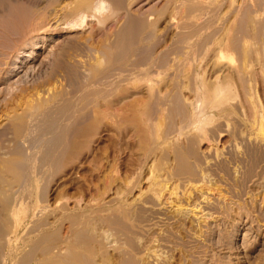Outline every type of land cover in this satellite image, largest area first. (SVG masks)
Instances as JSON below:
<instances>
[{"label":"rangeland","instance_id":"374dc122","mask_svg":"<svg viewBox=\"0 0 264 264\" xmlns=\"http://www.w3.org/2000/svg\"><path fill=\"white\" fill-rule=\"evenodd\" d=\"M62 1L60 0H0V147H1L0 152L1 153L11 149V147H13L16 144V142L18 141L23 142L25 139V137L23 136L16 137L15 135L16 116H21L22 120H24L22 121V125L24 124L23 127L28 126L29 124H33L31 123L33 121H30L33 120V117L31 119L30 111L33 112L34 109H36L38 106L41 107V108L38 107L39 108L38 110H42L43 107L46 108L45 106H47L50 102H52V100H49L51 97L53 98L54 96L55 97L58 96V99H60L62 96V98L65 99L66 97V99L69 98L68 100H70L69 103L70 105L65 111L67 113V116L69 115L71 116V117L69 116V119L65 120L63 123L66 122L70 126L72 124L71 129H73L75 125L79 124L75 120H78L79 118L78 116L80 112L83 109L84 110L86 109L88 103L91 101L90 98L93 99V97L94 98L96 97L94 93L95 91L89 88V86L87 89H85L86 91L83 88L82 89L79 88L80 86L82 87V85L84 86L86 84V81L89 79L88 77L91 76V73L87 74L88 70L85 72L83 70L86 67L90 68L91 63L94 61L92 58L96 59L95 57L96 54L91 48L100 47L101 43L107 44L110 43V41H113L115 39L116 32L122 26V19L119 18L117 21L114 22H112L113 20H108L105 24V27L104 26L99 27V25H97L94 18L88 17L86 23L83 26L67 28L66 21H68V19H71L72 16H69L70 10L72 11L74 10V7L76 6L75 1L77 0H66V1L62 0ZM143 1L146 2L147 0H141L139 3L138 2L134 3L131 6L132 7L131 9L135 10V12L136 9L138 11L140 9V7L137 8L138 5L142 4L141 2ZM165 1L166 0H154V1L152 0L150 4H147V6L154 5L153 3H155L156 5L158 4V6H160ZM228 1L229 0H224L222 2L219 1L218 3L220 4V6L215 2L206 3L205 4L206 6H204L205 8L203 7L204 9H200L202 11L196 10L193 11L192 13L190 12L191 16L189 15L188 19L185 17L184 12H181L185 8V6L182 5L179 6V10L177 12L178 16L177 15L176 16L177 18L179 16L181 17H179L178 19L175 18V21H177L178 24L181 25L182 21L185 22L191 20L190 27L193 26V28L191 27L192 30L194 29V26L196 27V25H197L196 29H198L199 27L198 30H201L200 33L196 32V34L198 35H196L195 38H194L195 31L198 30L194 29L195 31L193 30L194 31L193 34H191L190 32V36L193 35V37L191 38L193 40L195 39L196 41H194L195 44L192 43L193 46L191 45V47L193 48L191 47L186 48L188 52L190 50L189 53L188 52L186 53L185 51L186 50L184 43L185 41L183 42L182 39L180 41L179 37H176V36H180V38L183 37L184 33H186V28L185 29L183 28L182 31H181L182 28L179 27L167 31L165 29V25L164 24L161 25V29H163L162 27H164V30L167 31L166 32L162 30L163 34L166 35L162 37V40L165 39L164 41H162V44L164 45L163 47L165 49L168 48V51L167 50L166 51L168 52L169 56L170 53L171 55H173V51L175 53L177 52L183 53V51H185L184 54L180 53V56L179 54H176L177 57L174 56L175 54L173 56H170L175 60L171 58L172 60L170 59V63L171 61L172 63L168 65L165 69L164 73L166 74H167V69L168 72L171 71L170 73H168V78H164V80L167 79V81H165L166 83L168 81H171L169 79L174 78L173 75L176 77L175 80L178 79L177 81L180 82V80L183 77L181 76L183 72L184 73L186 72L185 75H188L187 74L188 71H186V69L188 70V68L192 66L191 63H194L195 66H197L198 63H202V64L203 62L207 63V66L209 65L208 66L209 69L207 66L206 69H208V71L211 69L209 71L211 75L212 68H210V65L212 64V61L209 58V54L212 51L211 47L214 48V44L212 41L215 40V39L213 40L215 35L219 36L220 34L222 35V33L224 34L225 32L223 31V29L221 32H219L222 28V27L220 28L219 25L221 24V26H223V24L225 23L223 21L229 19L231 15H238L239 13H241V11L239 10L241 4H239V2L243 4V2L249 3V1H253V0H248V1L231 0L230 2ZM60 2H62L61 3L62 6L61 4H59V6L57 4ZM145 2H143V4ZM224 2H226V4ZM227 2L228 3L233 2L235 4L232 3L229 4V6H226L228 4ZM256 2L258 4H261L259 3L260 1L258 2L256 0ZM215 4H217L219 7H221L224 10H220L221 8H218V6ZM236 4L240 6L237 7ZM263 4L264 3L262 1V5H258L259 7L257 6L258 9L260 8V6L262 9ZM210 6H211L210 9L211 12L209 9H207L210 8ZM230 6L231 8H229ZM232 6L235 7L234 10ZM227 7L229 8V10H231V11L228 10L229 13L226 10L228 16L229 14H231L232 11L236 12V14L235 13L233 14L232 12L229 18H227L225 13V8L227 9ZM212 8L214 11L212 10ZM261 9H259V13L263 14L264 10ZM219 10L220 12L224 11V14L223 12H221V14L224 15V17H221ZM260 10L262 12H260ZM183 11H185V9ZM199 12H201L200 14H202V12L207 13L205 14V16H208L209 14V16L207 17L208 19L210 16L212 17V14L213 15L215 14L216 16L215 15L213 16L215 18V21L218 19L217 17H219L220 20L222 19L224 20H222L221 22L218 19L216 21V22L219 21L218 23L214 21L215 25L212 22L211 26L207 28L208 26L206 23L207 18L204 17V14L203 16L196 17L199 14ZM217 13L219 14V16ZM192 15L197 19L203 18V19H199L201 23H203V20H205L204 21L205 24L203 23L204 24L203 26H205L204 28L207 30L208 33L212 34L214 33V31L217 30L214 34H212L214 35V37L211 36V38L213 37L212 40H210L211 38H207L208 33L206 32V30H204V28L201 29L202 24L200 25L199 24L200 22L194 17H192ZM239 15L237 17H239ZM260 16H262L261 18H263L264 15H260ZM214 18H212V21ZM232 18H234V16H232ZM209 20H211V18ZM109 21L112 22V25ZM193 21L195 23H193ZM196 22L199 23L197 24ZM48 23L50 24V26L48 25ZM56 23L57 26H55ZM216 24L218 25V27L216 26ZM108 26L110 29L108 28ZM215 27L219 28L220 30L216 29ZM188 29L187 31L190 30ZM102 30L104 31L105 35H103ZM106 30L109 31L107 32V34L108 35L110 34V36L112 35L111 36L112 38L110 36H109L110 38L108 37V35L106 34ZM110 32H112V34ZM179 32L180 34H178ZM202 33L204 37H202L201 35ZM250 34L251 33H249V35ZM197 36L200 37L198 38ZM105 37H107V41H108L107 43L105 41L106 39ZM191 38L190 40H192ZM206 38L209 41H211L212 45L211 43L209 44L206 43L208 42L206 41L207 40ZM249 38L251 39L246 41V44L250 42L248 44L249 48H252V50L254 48L256 50L259 49L261 50V48L263 47L262 48L263 53H261L262 51L260 50L259 52L262 56H264V45H262L263 42L261 41L259 42V39H252V35H250ZM204 39L206 40L203 41ZM174 40H179V42ZM255 40H257L258 42L255 43L256 42ZM200 41L203 42L201 43ZM251 41L255 44L251 43ZM174 42L177 43L176 44L177 47H180V49L184 48V50L181 49L182 50L181 51L175 49L177 48L175 44H174L175 48L173 46L172 49L171 45H173ZM197 43H199L200 46ZM203 43L208 49L203 47L204 46ZM180 44H182L183 47H181ZM196 45L200 47L201 52L202 50H204L203 54L198 53L199 47ZM201 45L203 46L201 47ZM209 45L211 50H209L210 49ZM169 47L172 49V51L169 49ZM225 47L223 48V50L225 51L222 50V53L220 52V54L221 56H223L222 54H225L224 52H227L228 49L227 52L228 54L226 53L227 56L224 55L222 58H220L221 56L219 55V56H215L213 59L218 58V60L222 65L226 64V69L224 71L228 72V70L230 69V68L228 69V67H235L238 64L237 63L238 60H236V63H234L235 62L234 59H237L238 55L233 50L231 49L229 50L228 46L226 47L227 49ZM191 49L193 50V52ZM31 51H33V54L31 53ZM190 53H192V56L193 54H195L194 55L195 60L194 58L192 59ZM204 53L205 55H208L207 57L209 59L204 55ZM187 54H189L191 57ZM197 54L200 55V57L196 56ZM28 55H32V56L29 57ZM183 55L185 56L183 57ZM231 56H233V59ZM178 57H181V60L180 58L178 59ZM205 57L207 58V61L210 60L211 63L207 62L206 60L204 61L203 59H206ZM189 58L192 59V62L190 61ZM80 59H82V65L80 64L81 63ZM87 59L88 61H86ZM167 59H169V57ZM176 60H180L181 63L177 62V64H175ZM78 61L79 63H77ZM186 62H188L187 64L190 65L188 68L186 67L188 66ZM229 62L230 64H228ZM79 64L81 67L83 66L80 69L78 68L80 67ZM181 64L184 66L186 65L185 67H183L185 68L184 69L185 71H182L183 68L180 67ZM64 65L66 67L72 65L76 67L77 65L76 69L78 70L77 72L78 86L80 85L78 88L81 90H79L77 87H72L70 84L71 83L70 80L66 79L63 70L65 68ZM176 65H177V69L180 70H176ZM173 66L174 69L172 72L171 68H173ZM258 67L259 65L255 66L256 68L255 72L259 70ZM260 69L261 70L256 72V74L259 72L263 73L264 69H262L261 67ZM190 70L192 71V68ZM177 71H181V72H177ZM191 71L190 73L188 72L190 75L193 74V73L191 74ZM208 71L206 70V74L208 73ZM262 73L258 74L259 77L261 75L260 78L263 77L262 78L263 80L262 79L260 80L259 77L257 78V81L259 82H257L254 77H251L252 78L251 79L252 82L250 81L251 85L252 87L254 86L253 90L255 89L254 91L257 92L253 91L254 95L249 96V98H247L248 97L247 95L246 98L248 100L251 99L249 100L250 102L244 98L245 90L243 91L244 92L243 95L242 90L244 88L242 86V83L240 84V78L233 75L232 83L234 84V87L232 88L230 95H226L224 98H222V101L220 99V102L223 103V105L220 103L218 104L216 101V103L213 104V106L214 105L217 106L216 108L208 107L207 110L211 116H209V119L202 125V130L197 131L198 129L196 128L194 129L192 128L193 129L192 130L191 127H188L189 129L187 128L186 131L185 130L186 127H185L184 132L178 136V143L180 145L182 144L181 145L182 149L186 151L185 153L186 156L188 157L187 158L188 165L185 163L187 160H185V162L183 163H180L181 161L180 160L178 161V159L174 161L173 159L175 158L174 156H172L173 154H167L172 156L173 157L172 158L170 156H167L166 154L160 153V151L158 150L156 151L158 154L155 152V155L153 154L152 151L150 152V154L148 153L150 157L148 159L149 161L147 162V159L144 158L145 154H143L146 151L140 154L141 151L145 149L144 143L138 142L139 137H137L134 134V132L131 131V129L128 130L129 133L127 137L121 138L115 130L110 128V126L108 127L104 126L98 130V134L96 135L97 137L95 136L93 141L90 143V148L88 153H87V148L83 149L82 153L79 155L78 158L69 159L70 161L68 160L69 162L67 161L68 163H66V165H64V167L59 169L54 175L52 176L49 175L50 173L49 171H47L48 169L47 164L44 167L40 165L38 166V168H35L34 170L35 172L33 173L34 175L33 176L31 175L27 178L28 180L26 186L32 192L31 199H28L29 197L27 194L25 195L26 196L25 198L27 199V201H29L28 205L32 204L35 201L36 193H39V191L42 190L44 183L46 184L45 181H48L47 183H48L49 203H53L55 201L54 199H56L57 191L58 193L63 191L61 190L63 189V187L68 189L67 195L70 196L67 199L69 200L68 201L69 203H72V201H76L78 199L77 197L79 198L80 196L81 198L84 197L82 200L81 198L80 200L78 199V201L80 202V204H82V206L93 204L95 202L94 200H92L93 198L95 200L98 199V201L100 199L101 201L103 199H108V197H110V195L113 194L112 193L113 190L116 191L119 189L118 191H122L120 192L121 194L119 193L118 198L116 197L115 200L111 202L113 204L110 205L112 207L114 206L117 207V205H119L118 207L122 206L124 207L125 211L127 210L126 212L122 213L121 211L119 212L99 211L95 213L91 212L89 214V217L91 216L92 219L96 217L95 215L99 213L100 216L98 215L95 219H92L94 222L95 220L99 222V223L95 222V225L97 224L96 226L100 228V229L98 227H97L98 229L96 228L97 229L96 233L99 232V230L101 232L104 230L103 235L104 236L106 235L105 237L102 236L101 235L102 233L100 232L97 234L101 235L102 238L101 237L100 238L102 240L101 239L100 240L103 242H105L106 239L108 238L106 241L107 243H105V245L101 243L103 244V246L101 245L98 254H96L95 256L96 264L97 263L102 264L103 262H104L103 264H124V263L125 264H147V263L148 264L150 263L151 264H264V129L261 128V126L264 127L263 125L264 124V96H263L264 76ZM176 74L180 77H177ZM256 74L255 76L257 77L258 75ZM165 75L163 76L165 77ZM185 75L182 79V80L185 79L183 82L185 83L187 79L186 83L187 82L189 83L190 81L191 84L190 83L189 84L191 85V87H193L195 81H193L192 83L191 79L186 78ZM190 75H188V77H192V80H194L193 78L194 75L193 76ZM232 79H230V81ZM79 82L82 84H80ZM87 82L89 83V80ZM185 90L187 91V89ZM73 96H75V98ZM256 96L258 98H256ZM77 98L79 100H77ZM98 99L100 100L99 97ZM241 99L247 102L242 101ZM45 101L46 104L44 103ZM38 103L39 105L37 106ZM82 104H84L83 108H82ZM217 104L220 105V107ZM254 104L256 106H253ZM257 106L258 107L260 106L261 108L260 107L258 108ZM254 107L258 111H260L259 109H261V111L256 112L255 109H253ZM74 108L76 109V111L74 110ZM162 113L163 114L165 113L166 116L164 114L165 116L164 117ZM162 113L161 115H159L158 117L159 119L157 118V120H160V117L161 119L163 117V120L158 121L159 122L158 124L161 127L157 126V122H155L156 125L155 124L153 125L154 128L157 126L156 130L152 128V132L154 134L158 132H159L158 134L165 133L167 129H168L167 131L169 132V128L170 131L173 132L176 129V127L181 126V123L182 125L187 123L182 118L183 117L182 112L181 113H177L175 111L170 112V110L167 111L165 109ZM260 115L263 116L261 117ZM73 120L75 123L73 122ZM248 121L250 122V124ZM79 122H81L80 118H79ZM203 126L205 129L203 128ZM256 128H258V130ZM161 130L164 132H161ZM194 130L196 131L194 132ZM188 131L189 132L193 131V132L189 134ZM186 132L188 134H184ZM48 135L46 137H49ZM119 138L122 139V141H120ZM126 141L128 142L129 146ZM118 142H120V144ZM2 149L5 150L2 151ZM140 155L143 156L141 157ZM138 156H140V158ZM92 157H94L95 159H93ZM138 158L139 159L142 158V160L143 159L144 160L141 161ZM112 159L114 161H112ZM151 160L152 161L154 160L155 162L154 161L152 162ZM136 161H139V163H137ZM179 163L181 164V166ZM103 164H105V166ZM182 164L183 165L185 164L186 167H184ZM155 165L156 168H154ZM71 166L72 168L73 166L76 167L75 169L76 171L74 169L73 170L70 169ZM106 166L108 167V169ZM161 166L163 168H161ZM168 167H170V170L167 171ZM158 168L160 169L158 170ZM114 170H116V172H114ZM154 170L157 171L155 172ZM152 174L154 178L159 177L157 179L161 180L162 183L158 184L160 181L159 182L156 181L157 179L152 181L153 180V177L151 176ZM164 176L167 178H165ZM39 177L42 179L40 180ZM148 178L150 180H148ZM70 181L73 182L72 183L73 185L69 184ZM115 181L117 183H115ZM149 182H151L152 184V186L150 184L151 188L148 185ZM156 183L158 184V186H156L157 185ZM38 185H41L42 187ZM37 188L39 189V191H37L38 190ZM102 190L104 192H102ZM160 191H162V193H160ZM168 191H170L169 195H168ZM92 194L96 198L94 196H92L93 197L92 198L91 197ZM135 195L137 196L135 197ZM100 196L102 198L99 199ZM119 199L122 201L120 202ZM65 200H66L65 198L63 200L61 199V202ZM84 200L85 202H87V204L83 202ZM123 201L125 202L123 203ZM169 201L171 203H169ZM14 204H15L14 199H11L10 201H7L6 203H2V204L0 202V254H2L4 251L5 252L3 254H7L10 247L13 246L15 247V244L19 238L28 237L27 235H23V236L21 235L24 233L27 234L25 226H27L26 222L30 219V217H28L29 219L26 218L25 213L22 212L23 210L22 205L14 206ZM106 213L108 214L106 215ZM109 214L112 216H110ZM18 218H20V220ZM23 218H26V220H24ZM107 218L110 220V222ZM103 220L106 221H104L103 223L101 222ZM67 223L69 225L68 220L63 221V225L65 227L67 226ZM31 224L32 221L31 222L29 221L28 225L30 226ZM7 232L9 233L8 235H6ZM105 232L106 234H104ZM32 234H34L33 237H35L40 233L34 232ZM32 234L30 235L32 236ZM11 235L15 237L13 238ZM7 236L8 237L11 236V242L9 243L8 240L6 239ZM17 243H19V241ZM151 253H153V255ZM104 260L107 261L105 262Z\"/></svg>","mask_w":264,"mask_h":264},{"label":"bare ground","instance_id":"6f19581e","mask_svg":"<svg viewBox=\"0 0 264 264\" xmlns=\"http://www.w3.org/2000/svg\"><path fill=\"white\" fill-rule=\"evenodd\" d=\"M60 1H62V0H60ZM140 1L141 0H77V1H75L76 6L74 7V10L73 11L70 10L69 16H72V17H71V19H68V21H66V27L67 28L83 26L86 23V20L88 17L94 18L97 25H99V27L100 26L105 27V24L108 20H113L112 22H114V21H117L119 18H121L122 19V26L116 32L115 39L113 41H110V43H107L108 42L107 37H105L106 38L105 41L107 44L101 43L100 47L91 48L96 54L95 55L96 59L92 58L94 61L92 62V60H91L92 63H91L90 68L86 67L83 70L84 72L88 70L87 74L91 73V76L89 75L90 77H88L89 83L87 82L88 81L87 80L86 84L84 86L82 85V87H81L79 85L80 86L79 87L78 86V80H77V77H78V74H77L78 70L76 69L77 65H76V67H74L73 65L66 67L64 65L65 66V68L63 69L64 74L66 76V79L70 80V82H71L70 84L72 87H77V88L79 87V88H81V89L83 88L85 90L89 86V88H91V89H93V91H95L94 93H95L96 99L94 97H93V99L90 98L91 101L88 103V106L86 107L85 110L84 109L82 110L80 108L82 111L80 112L78 117L80 118L81 122H79V118H78V120H75L79 124H77V125L74 124L75 125L74 128L71 129L72 124L70 126L66 122L63 123L65 120H68L69 116H70V115L67 116V113L65 111L68 108V106L70 105L69 104L70 100H68L69 98L66 99V97L64 99V98H62V96L60 99H58V96H56V97L54 96L53 98L51 97L49 100H52V102H50L47 106H45L46 108L43 107L42 110H38L39 108H41L38 106L39 103L37 104V106L39 108L38 107L36 108V105H35L36 109H34V111H33L34 113L30 111L31 119L33 117V120H30V118H29L30 121H33V122H31L33 124H29L28 126L23 127L24 124L22 125V121H24V120H22L21 116H16V118H15L16 119L15 135H16V137L23 136V137H25V139L23 142L22 141L16 142V144L13 147H11V149L6 150V151H4L5 149H2V151H4V152L3 153L0 152V202L2 204V203H6L7 201H10L11 199H14V202H15L14 206H17V205L21 206L22 205L23 206L22 212L25 213L26 218L30 217V219L28 218L29 220L26 222L27 226H25L27 234L24 233L21 235V236L27 235L28 237H25V238L24 237L23 238L18 237L19 239L17 240V242L19 241V243L16 242L15 247L14 246L10 247L7 254H3L5 251L2 254H0V264H96L95 256H96V254H98L99 248L101 247V245L103 246V244L105 245V243H107L106 241L108 238L106 237L107 239L105 242L101 241L102 240L101 235L104 236L103 235L104 230L102 232L99 230V232L102 233L101 235L97 234L99 232L96 233V230L99 227L96 226L97 224L95 225V222H97V223H99V222L96 220L94 222L92 219H95L99 215V213L98 214L96 213L97 214V215H95L96 217H94L92 219H91V216L89 217V214L91 212L95 213V212H99V211H108V212L109 211L110 212L121 211L122 213L127 211V210L125 211L124 207H122V206H120L121 207L120 208V207H118L119 205H117V207H115V206L112 207L110 205V204H113L111 202L113 200H115L116 197L118 198L119 193L122 192V191H118L119 189L116 191L113 190V192H112L113 194L110 195V197H108L109 196L108 195L107 196L108 199H103L102 201L100 199V198H102L101 196L99 197L100 200L98 201V199L95 200L92 197V196H94L92 194L91 195V197L93 198L92 200H94L95 202L93 204H90V205L82 206V204H80V202L78 201V199L80 200L81 196H80V198L77 197L78 199L76 201H72V203H69L68 202L69 200L67 199L70 196V195H67L68 189L63 187V189H61L63 191H61L59 193L57 191L56 199H54L55 201L53 200L54 201L53 203H49L48 183H47L48 181H45L46 184L44 183L42 190L39 191L38 188H37L38 190L36 189L37 191H39V193H36L35 201L32 204L28 205L29 201H27V199L25 198L26 197L25 195L27 194L29 197V198L28 197L27 198L31 199L32 198L31 197L32 192L26 186L27 180H28L27 178L31 175L32 176L34 175L33 174L35 172L34 170H35V168H38V166L41 165L44 167L47 164L48 165L47 171H49V173H50V174L49 173L48 174L50 176L54 175L59 169L64 167V165H66V163H68L70 161L69 159L78 158L79 155L82 153L83 149L87 148V153H88L89 148H90V143L93 141L94 137L98 134V130L104 126L105 127L110 126V128L115 130L121 138L127 137L128 133H129L128 130L131 129V131H133L134 134L137 137H139L138 142L144 143L145 149H143V151H141L140 154H142V152L146 151L143 154H145L144 158L147 159V162L149 161L148 159L150 157L148 155V153L150 154V152L152 151L153 154L155 155V152L158 150V151H160V153H163L166 155L167 154H173L172 156H174V158H175V159H173L174 161L176 159H178V161L179 160L181 161L180 163H183V162H185V160H187L188 157L186 156V153H185L186 151H184L182 149V146H181L182 144L180 145L178 143V136L184 132L185 127H186V129H185L186 131H187L188 127H191V129L196 128V129H198L197 131L202 130V125L209 119V116H211L207 110L208 107L209 108L210 107L216 108L217 106H215V105L213 106V104H215L216 101L218 104L220 103L223 105V103L220 102V99L222 101V98H224L226 95H230V92L232 91V88L234 87V84L232 83L233 75L240 78V84L242 83V86L244 88L243 90L242 89L241 90H242L243 95L245 92V95H244L245 97L243 96L245 99L249 98V96L254 95L253 91L255 89L253 90L254 86L252 87V85H251V82H252L251 77H254L257 81V78L259 77L258 74L262 73V72L261 73L259 72L256 74V72L261 70L260 67L262 69H264V56H262L260 54V52H259L260 49L256 50L254 48L255 49V51H254V49L252 50V48H249L248 44L250 42L248 44H246V41L250 40L251 38H249V37H250V35H252V39H259V42L260 41L263 42L262 45H264V16H263V18H261L262 16H260V15H264V13L263 14L259 13V9H261V6L258 9V7H259L258 5H262V1L264 3V0H262V1L257 0L258 2L260 1L259 3H261V4H258L256 2V0L255 1L254 0L249 1V3L243 2V4L239 2V4H241V6L236 4L237 7L240 6L239 10L241 11V13H239L240 15L238 14L239 17H237L238 15H231L233 12L232 11L231 14H229V16L231 15V17L229 18L226 10L228 11L229 8H231V6L229 8L227 7V9L225 8L226 16L229 19L225 18L226 20L223 21V22H225L223 24V26H221V24L219 23L220 24L219 27L220 28L222 27L221 30L219 28H217L218 27L217 24H216L217 27H215L216 29L220 30L219 32H221L222 29H223V31H225L224 32L225 35L222 33V35L220 34L221 36L215 35V37H214V35H212V34H214L217 31V30L214 31V29H213L214 33H212V31H211L212 34L208 33L207 30L204 28L205 26H203L205 24V22H204L205 20H203V23H204L203 24V23H201V21H199V19H203V18L197 19L192 15V17H194L195 19H197L200 22V23L198 22L200 25L202 24L201 29L204 28V30H206V32L209 34V35L207 34V38H211V36H213L214 37V38L212 37L213 40L215 39L214 41H212L214 44V48L211 47L212 53L210 52L211 55L209 54V58L212 61V64L210 65V68H212L211 75L209 73V71L211 69L208 71L209 65L207 66V63H205V62H203V64L198 63V62H196L197 61L196 60L194 62L198 63V65L195 66L194 63H191L192 66L189 67L190 65L187 64L188 62H186V64L188 66H186V65L185 66L187 68L189 67L188 70L186 69V71H188L190 73V71H191L190 69L192 68L191 74L193 73L192 75H190L187 72V74L190 76L194 75L193 76L194 80H192V77H188V75H185L186 72L185 73L183 72V73L186 76V78L191 79L192 83H193V81H195V84L193 87H191L190 81H189L190 84L188 82L186 83L187 79H186L185 83L183 82L185 80V79L182 80L184 77L183 73L181 74V76H183L181 79L182 82H181V80H180V82L177 81L178 79L175 80L176 77L172 73L171 74L173 75L174 78L169 79L172 82L171 81H168L167 83L165 82V81H167V79L164 80V78H168V73L171 72V71L168 72V69H167V74L164 73L166 67L172 63V61L170 63V59L172 58L170 56H173L174 54H175L174 56H176V54H179V56H180L181 52L175 53L173 51V55H171V53H170V56H169V54L167 52L168 48L165 49L163 47L164 45L162 44V41L165 40V39L162 40V37L166 36V35L163 34L162 30H164V27H162L163 29H161V25L164 24L165 29L167 31L174 29V28H178V27L182 28L181 29V31H182L183 28L184 29L186 28V33H184L183 37L180 38V36H176L177 34L175 36L179 37L180 41H181V39L183 40V42L185 41L184 42L185 43V49L190 48L192 43L195 44L194 41H196L195 39L193 40L191 38V37H193V35L190 36V32H191V34H193L195 30L199 29V27H198V29H196L197 25H196V27L194 26L195 30L193 29L194 30L193 31L192 30L193 26H191L192 28L190 27L191 20L185 21V22L182 21L181 25H179L178 22L175 21V18H177V16H178L177 12L179 10V6L180 5L185 6V8H184L185 11H183L184 10L183 9L181 12H184L185 17L188 19V16L189 15L191 16L190 12L192 13L193 11L204 9L205 8L204 6H206L205 5L206 3L215 2V3L219 4L218 3L219 1L222 2L224 0H222V1L221 0H166L160 6H158V4L156 5L155 3H153L154 5H148L147 6V4H150V2H152V0H147L146 1L147 3L145 1H143V2H145L144 4H143V2H141L143 5L139 4L137 8L140 7V9L138 11L136 9V12H135V10L131 9L132 8L131 6L134 3H137V2L139 3ZM230 1L231 0H229L228 2H230ZM62 2L57 3L58 6ZM75 2H73V3H75ZM224 3L226 4V2H224ZM232 3L233 2L228 3L226 6H229V4H232ZM217 4H215V5H217ZM233 4H235V3H233ZM61 6H62V4H61ZM211 6H210V8H207V7L206 8L210 10ZM219 6H220V4H219ZM219 6H218V8H221ZM234 8L235 7H233V10H234ZM262 9L264 10V4H263ZM49 10H51V9H49ZM212 10H213V8H212ZM220 10H224V9L221 8ZM220 10H219V13L221 14V12H223V14H224V11L220 12ZM261 10H260V12H262ZM54 11H55V8H54ZM200 11H202V10H200ZM203 11H205V10H203ZM229 11H231V10H229ZM229 11H228V13H229ZM210 12H211V10H210ZM66 13H68V12H66ZM200 13L201 12H199V14ZM234 13L236 14V12H233V14ZM199 14L197 16L195 14L194 15L196 17H199V16H203V14H204V17H206V18L209 16V14H208V16H205V14H207L205 12L204 13L202 12V14H200V15ZM214 15L212 14V17L211 16L209 17V19L211 18V20H209L207 18L209 20V22L205 18L207 21L206 23L208 25L207 28L211 26L212 22L214 24V21H215V18L213 17ZM218 16H219V14H218ZM232 16H234V18H232ZM63 17H64V15H63ZM179 17H181V16H179ZM221 17H224V15L221 14ZM55 18H56V16H55ZM212 18H214L213 21H212ZM217 18L219 19V17H217ZM61 20H62V18H61ZM179 20H181V19H179ZM222 20H224V19H222ZM222 20H220V21L222 22ZM194 21H193V23H195ZM112 22H110L111 25H112ZM218 22H216V23H218ZM110 23H109V25H110ZM48 25L50 26L49 23H48ZM55 26H57V23ZM106 27H107V25H106ZM108 28H109V26H108ZM108 28H107V30H108ZM187 29L189 31H187ZM107 30H106V34H107V32H109ZM166 30H164V31H166ZM102 32H103V35H105L103 30H102ZM112 32H114V31H112ZM112 32H110V33L112 34ZM196 32L200 33L201 30L195 31L194 38L196 35H198V34H196ZM206 32H203V33H206ZM219 32H218V34H219ZM203 33L201 34L202 37H204ZM249 33H251V34L249 35ZM178 34H180V32ZM181 35H183V34H181ZM109 36H110V34L108 35V37ZM197 37L199 38L200 36H197ZM190 38L192 40H190ZM212 38L210 40H212ZM176 39H178V38H176ZM206 39H204L203 41H205ZM179 40H174V41L179 42ZM191 41H193V42H191ZM206 41H208V42H206L208 44L211 43V41H209L208 39ZM252 41H251V43H253ZM255 41H256L255 43L258 42L257 40H255ZM184 43H183V45H184ZM199 43H197V44H199ZM255 43H253V44H255ZM102 44H103V46H102ZM169 44H171V43H169ZM174 44L176 46L177 43L174 42L173 45H171V48L174 46ZM208 44H207V46H208ZM166 45H168V44H166ZM180 45H181V47H183L182 44H180ZM211 45H212V43H211ZM225 45H226V47L227 46L229 47V50L230 49L233 50L238 55V58L234 59L235 60L234 63H236V60H238V62H237L238 64L235 67H228V69L230 68L228 70V72L224 71L226 69V64L222 65L220 63V61L218 60V58L213 59L215 56H219V55L221 56L220 52L222 53V50L225 47ZM175 46H174V48H175ZM196 46H198V45H196ZM199 46H200V44H199ZM202 46L203 45H201V47ZM203 47L207 48L205 46V44ZM71 48H73V47H71ZM171 48L169 47V49L172 51L173 48L172 49ZM191 48H193V47H191ZM209 48H210V45H209ZM211 48L209 50H211ZM262 48L260 50V51H262L261 53H263ZM175 49L181 50L182 48L180 49V47H177ZM182 50H184V48ZM175 51H177V50H175ZM185 51H186V53L188 52L187 49ZM185 51H183V53H181V54H184ZM223 51H225V50H223ZM189 52H190V50H189ZM192 52H193V50H192ZM203 52H204V50H202V52H201L200 47H199L198 53L203 54ZM227 52H228V49H227ZM227 52H224L225 54H222V55L223 56L226 55ZM31 53L33 54V51H31ZM195 53H197V52H195ZM187 55H189V54H187ZM190 55L192 56V53H190ZM194 55L195 54H193L192 59L194 58ZM204 55H205V53H204ZM28 56L31 57L32 55H28ZM87 56H89V55H87ZM167 56L169 57V59H167L168 58ZM184 56L185 55H183V57ZM189 56H187V57H189ZM196 56L200 57V55H198V54ZM205 56L207 57L208 55H205ZM223 56H221L220 58H222ZM231 57L233 59V56H231ZM179 58L181 60V57H178V59ZM207 58L203 59V60L207 61ZM189 59L192 62V59L191 58H189ZM80 60H81L80 64L82 65V59H80ZM173 60H175V59H173ZM180 60H176L175 64H177V62H180ZM194 60H195V58H194ZM221 60H224V59H221ZM86 61H88V59ZM211 61L208 60L207 62L211 63ZM182 62H184V61H182ZM77 63H79V61ZM222 63H224V62H222ZM80 64H79V66H80ZM228 64H230V62ZM231 64H232V62H231ZM178 65H179V63H178ZM256 65H259V67H258L259 70L255 72V69H256L255 66ZM185 66L182 64L180 65L181 68H183ZM206 66L208 67V69H206ZM82 67L80 66L78 68L80 69ZM171 69L173 72L174 66ZM184 69L185 68H183L182 71H185ZM176 70H180V69H177V65H176ZM206 70L208 71L209 75H208V73L206 74ZM175 71H174V74H175ZM177 72H181V71H177ZM255 74L258 76L256 77ZM262 74L264 76V71ZM163 75H165V77ZM172 75H171V77H172ZM177 77H180V76L177 75ZM260 77H261V75H260ZM262 78H260V80ZM230 79H232V80L230 81ZM257 82H259V81H257ZM80 84H82V83H80ZM165 86H166V88H165ZM48 88H47V90H48ZM81 89H79V90H81ZM185 89H187V91ZM235 90H236V87H235ZM254 92H257V91H254ZM87 93H88V91H87ZM247 95H248V97H247ZM256 95H257V93H256ZM233 96H235V95H233ZM261 96H262V94H261ZM263 96H264V94H263ZM73 97L75 98V96H73ZM98 97L100 98V100L98 99ZM256 98H258V97L256 96ZM77 100H79V99L77 98ZM249 100H251V99H249ZM242 101H245V100H242ZM72 102H73V100H72ZM223 102H224V99H223ZM245 102H247V101H245ZM44 103L46 104V101ZM76 104H78V103H76ZM251 104H253V103H251ZM255 104L253 106L257 105V104L255 105ZM259 104H262V103H259ZM74 105H75V103H74ZM83 105L84 104H82V108H83ZM218 106L220 107V105H218ZM78 107H79V105H78ZM32 108H31V110H32ZM75 108H74V110L76 111ZM165 109L167 111L170 110V112L171 111L172 112L175 111L177 113L182 112V114H183L182 118L187 123H185L184 125H182V123H181V126L178 125L179 127H176V129L173 132L170 131V128H169V132L167 131L168 130L167 129L165 131V133L158 134L159 132L157 129L158 133L154 134L152 132V128L156 130L157 126H159L158 121L163 120V117H162V119L160 117V120H157V118L159 117V115H161V113ZM253 109H255V107ZM259 110L261 111V109H259ZM262 110H263V108H262ZM255 111L257 112L258 110L255 109ZM260 111H258V112H260ZM164 114L162 113L163 116H164ZM255 114H257V113H255ZM258 115H259V113H258ZM165 116H166V114H165ZM70 121H71V119H70ZM73 122H74V120H73ZM155 122H157V126L154 128L153 125L155 124ZM249 124H250V122H249ZM159 127H161V126H159ZM163 127H162V130H163ZM203 128H204V126H203ZM261 128L264 129V127H262V126H261ZM261 128H259V129H261ZM256 129L258 130V128H256ZM162 130H161V132H164ZM195 131L196 130H194V132ZM241 131H242V129H241ZM192 132L190 131L189 134ZM203 133H204V130H203ZM184 134H188V133L186 132ZM184 134H183V136H184ZM47 135L49 137H46ZM125 140H127V139H125ZM136 140H138V139H136ZM120 141H122V139H120ZM118 143L120 144V142H118ZM127 144H128V142H127ZM128 146H129V144H128ZM127 148H129V147H127ZM147 155H148V158H147ZM140 156L142 157L143 155H140ZM140 156H138V157L140 158ZM167 156H170V155H167ZM172 156H170V157H172ZM153 157H155V156H153ZM92 158L95 159L94 157H92ZM172 158H171V160H172ZM139 160L143 161L144 159L142 160V158H141ZM112 161H114V160L112 159ZM117 162H119V161H117ZM117 162H116V164H117ZM136 162L139 163V161H136ZM121 163H122V161H121ZM185 163L188 165V160ZM112 164H113V162H112ZM103 165L105 166V164H103ZM156 165L154 168H156ZM171 165H172V163H171ZM141 166H142V164H141ZM180 166H181V164H180ZM183 166L186 167L185 164ZM191 167H193V166H191ZM161 168H163V167L161 166ZM70 169L75 170L76 167L73 166V168H72V166H71ZM96 169H97V167H96ZM107 169H108V167H107ZM159 169L160 168H158V170ZM26 170H27V172H26ZM150 170H152V169H150ZM168 170H170V167H168L167 171ZM117 171H118V169H117ZM127 171H128V169H127ZM160 171H158V172H160ZM114 172H116V170H114ZM171 173H172V171H171ZM102 174H104V173H102ZM153 174H154V172H153ZM153 174L151 175L153 177L152 181L159 178V177L154 178ZM206 175H208V174H206ZM35 176H36V174H35ZM37 177H38V175H37ZM40 177H42V176H40ZM105 178H106V176H105ZM165 178H167V177H165ZM201 178H202V176H201ZM41 179L42 178H40V180ZM150 179H151V177H150ZM150 179L148 178V180H150ZM131 180H132V177H131ZM146 181H147V179H146ZM156 181H158V182L160 181L159 183L157 182L158 184L162 183L161 180L157 179ZM195 181H197V180H195ZM40 182H42V181H40ZM112 182H113V179H112ZM163 182H164V179H163ZM72 183H73L72 181L69 182V184H72ZM76 183H78V182H76ZM115 183H117V182L115 181ZM150 184H151V182H149V184H148L149 187H150ZM158 184L156 186H158ZM65 185H67V184H65ZM38 186H41V185H38ZM63 186H64V184H63ZM151 186H152V184H151ZM162 188H163V186H162ZM110 190H111V188H110ZM157 190H156V192H157ZM98 191H99V189H98ZM170 191H168V195H169ZM102 192H104V191L102 190ZM172 192H171V194H172ZM160 193H162V191H160ZM187 193H189V192H187ZM158 195H159V193H158ZM183 195H184V193H183ZM17 196H19V197H17ZM136 196L137 195H135V197ZM54 197H55V195H54ZM64 198L66 200L61 202V199L63 200ZM83 198H81V200ZM121 201L122 200H120V202ZM83 202H85V200ZM115 202H117V201H115ZM124 202L125 201H123V203ZM169 203H171V202L169 201ZM85 204H87V202H85ZM107 214L108 213H106V215ZM110 216H112V215H110ZM26 218H23V219L26 220ZM18 219L20 220V218H18ZM64 220H66V221L68 220V222H69V225L67 223L66 227L63 225ZM29 221L30 222L32 221V224L30 226L28 225ZM104 221H106V220H103L101 222L104 223ZM109 222H110V220H109ZM123 223H125V222H123ZM8 232L6 233V235L9 234ZM34 232H38L40 234L33 237L34 234H32V233H34ZM30 234H32V236ZM104 234H106V232ZM11 236L6 237V239L8 240V243L11 242ZM16 239H14V240H16ZM104 240H105V238H104ZM112 242H113V240H112ZM14 243H15V241H14ZM101 243H103V244H101ZM109 243H110V241H109ZM102 253H100V254H102ZM151 254L153 255V253H151ZM152 255H150V256H152ZM145 260H146V258H145Z\"/></svg>","mask_w":264,"mask_h":264}]
</instances>
